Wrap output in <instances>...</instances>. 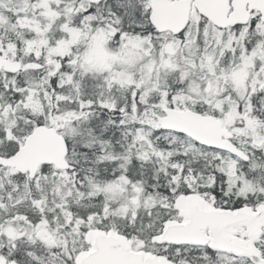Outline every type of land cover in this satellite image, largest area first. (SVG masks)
Listing matches in <instances>:
<instances>
[{
	"label": "snow or ice",
	"instance_id": "1",
	"mask_svg": "<svg viewBox=\"0 0 264 264\" xmlns=\"http://www.w3.org/2000/svg\"><path fill=\"white\" fill-rule=\"evenodd\" d=\"M0 264H264V0H0Z\"/></svg>",
	"mask_w": 264,
	"mask_h": 264
}]
</instances>
